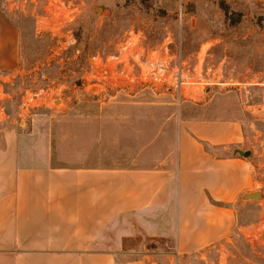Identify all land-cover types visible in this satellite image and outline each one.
I'll list each match as a JSON object with an SVG mask.
<instances>
[{
  "label": "rangeland",
  "instance_id": "obj_1",
  "mask_svg": "<svg viewBox=\"0 0 264 264\" xmlns=\"http://www.w3.org/2000/svg\"><path fill=\"white\" fill-rule=\"evenodd\" d=\"M0 8L21 33L18 68L0 72V130L47 134L57 167L174 169L182 122L241 121L249 194L261 197L230 206L231 236L178 255L174 238L149 237L131 219L121 260L264 264V0H0ZM147 60L167 63L168 86L144 78ZM129 69L130 79L121 74Z\"/></svg>",
  "mask_w": 264,
  "mask_h": 264
},
{
  "label": "crops",
  "instance_id": "obj_2",
  "mask_svg": "<svg viewBox=\"0 0 264 264\" xmlns=\"http://www.w3.org/2000/svg\"><path fill=\"white\" fill-rule=\"evenodd\" d=\"M20 46L0 8V72L18 68ZM244 140L239 120H186L174 169H86L55 166L47 134L0 130V264H148L121 260L131 219L178 255L227 240L254 181Z\"/></svg>",
  "mask_w": 264,
  "mask_h": 264
},
{
  "label": "built area",
  "instance_id": "obj_3",
  "mask_svg": "<svg viewBox=\"0 0 264 264\" xmlns=\"http://www.w3.org/2000/svg\"><path fill=\"white\" fill-rule=\"evenodd\" d=\"M168 65L163 60H147L145 65L142 68L144 78H150L153 80L156 84H162L163 86H168ZM145 69V71L143 70ZM131 69L129 70H121V74H125L126 77H133L131 74ZM176 87V86H172Z\"/></svg>",
  "mask_w": 264,
  "mask_h": 264
},
{
  "label": "water",
  "instance_id": "obj_4",
  "mask_svg": "<svg viewBox=\"0 0 264 264\" xmlns=\"http://www.w3.org/2000/svg\"><path fill=\"white\" fill-rule=\"evenodd\" d=\"M237 153L243 157H248L250 156L249 152H244V151H240L238 150ZM261 197V195L259 193H251L245 196V199H259Z\"/></svg>",
  "mask_w": 264,
  "mask_h": 264
}]
</instances>
